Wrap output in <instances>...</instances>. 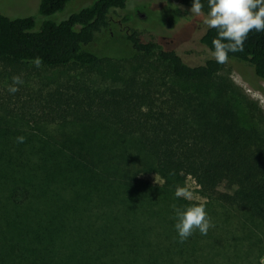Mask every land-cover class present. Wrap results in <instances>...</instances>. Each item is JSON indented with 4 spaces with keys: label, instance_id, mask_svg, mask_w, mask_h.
<instances>
[{
    "label": "trees",
    "instance_id": "trees-1",
    "mask_svg": "<svg viewBox=\"0 0 264 264\" xmlns=\"http://www.w3.org/2000/svg\"><path fill=\"white\" fill-rule=\"evenodd\" d=\"M71 1L40 0L38 28L33 17L0 13V63L12 73L29 64L87 72L42 99L40 114L0 99V264H212L197 252L205 235L194 231L179 242L173 204L203 205L214 224L228 222L217 237L224 264H260L258 108L220 79L225 63L189 65L120 23L129 47L109 38L110 48L97 54L96 38L129 0H94L65 20H48ZM173 1L191 7V0ZM216 35L206 28L199 42L208 49ZM229 59L264 82V32H250ZM147 174L162 184L143 180ZM187 177L205 202L175 195Z\"/></svg>",
    "mask_w": 264,
    "mask_h": 264
},
{
    "label": "rangeland",
    "instance_id": "rangeland-1",
    "mask_svg": "<svg viewBox=\"0 0 264 264\" xmlns=\"http://www.w3.org/2000/svg\"><path fill=\"white\" fill-rule=\"evenodd\" d=\"M93 1L72 0L62 11L49 17L48 20L54 22L65 20L71 14L93 4ZM39 2L40 0H0V13L10 18L33 17L38 25L36 28H38L43 20L37 16ZM189 9L190 7L173 0H129L124 11L113 12L112 22L114 26L101 33L99 38H96L92 48L97 54L103 55L104 48H110L109 38L128 48L129 45L124 42L123 32L125 29L128 31L133 29L143 41L154 40L168 50H175L189 65H202L208 59L213 58L208 49L199 42L203 32L208 27L204 24L203 15L190 14ZM124 16L129 17L128 23L122 21ZM119 23L123 25V32L118 25ZM92 70L88 71L91 72ZM16 71L19 72L18 75L12 73L11 67H6L0 63V99L8 100L9 97L12 101L10 108L14 109V104H17L19 108L30 106L38 114L44 108V98H49L56 90L66 88L68 82L76 81L78 74L87 73L83 69H52L39 64L20 65V69ZM10 72L12 76L8 77L7 74ZM13 76H20L23 84L17 85L19 90L15 94L6 95L5 91L12 84ZM219 77L231 83L234 89L258 108L260 118L257 120H259L260 127L264 129V82L254 74L253 69L240 61L228 59ZM245 97L241 100L244 101V104ZM42 99L44 100L42 101ZM48 103L50 102L48 101ZM41 104L43 105L41 106ZM48 108L51 109V106L48 105ZM142 179L153 185L162 184V180L155 174L144 175ZM183 188L191 193V199L185 200L194 203L206 201L199 194V188L190 177L185 179ZM218 189L226 193L233 190L224 186ZM152 221L155 222L154 219ZM211 223L213 226L205 235L206 240L202 243L197 240V252L210 260L212 264L215 261H220L215 263L224 264L222 260L224 241L222 238L217 239V237L225 235L229 230L228 222L214 224L211 220ZM196 233L199 231L197 230ZM213 243L216 244L215 247ZM231 261L234 262L235 260L231 259ZM258 261L260 264H264V249L258 257ZM251 262L252 258H250V264H252Z\"/></svg>",
    "mask_w": 264,
    "mask_h": 264
},
{
    "label": "clouds",
    "instance_id": "clouds-1",
    "mask_svg": "<svg viewBox=\"0 0 264 264\" xmlns=\"http://www.w3.org/2000/svg\"><path fill=\"white\" fill-rule=\"evenodd\" d=\"M205 4L202 0H191L190 14L204 16V24L209 29H215L216 37L212 40V46L208 48L209 54L217 63L228 61L229 53L243 50L248 34L255 30L264 32V0H207V12H204ZM207 47V46H206ZM20 76L12 77V84L8 91L15 94L22 85ZM19 143L24 142V137H17ZM177 197L191 199L189 193L183 187H177ZM174 211L173 228L179 238V242H185L194 231L206 235L212 227L211 219L203 205H187L177 207L171 205Z\"/></svg>",
    "mask_w": 264,
    "mask_h": 264
}]
</instances>
